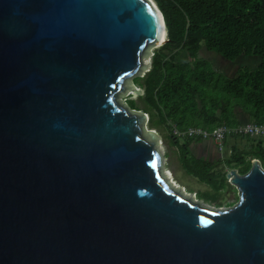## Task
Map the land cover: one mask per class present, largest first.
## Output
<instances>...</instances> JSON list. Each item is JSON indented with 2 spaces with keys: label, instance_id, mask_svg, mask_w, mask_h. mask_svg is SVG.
<instances>
[{
  "label": "water",
  "instance_id": "water-1",
  "mask_svg": "<svg viewBox=\"0 0 264 264\" xmlns=\"http://www.w3.org/2000/svg\"><path fill=\"white\" fill-rule=\"evenodd\" d=\"M167 41L154 0H0V264H264L261 161L212 209L122 103Z\"/></svg>",
  "mask_w": 264,
  "mask_h": 264
},
{
  "label": "trees",
  "instance_id": "trees-1",
  "mask_svg": "<svg viewBox=\"0 0 264 264\" xmlns=\"http://www.w3.org/2000/svg\"><path fill=\"white\" fill-rule=\"evenodd\" d=\"M154 2L164 16L168 41L154 50L151 68L134 79L144 95L138 100L129 99L128 106L148 114L150 128L165 132L171 145H177L179 139L174 127L181 131L189 127L212 131L247 123L264 126V0ZM202 43L207 51L230 62L248 56L257 57L260 63L234 77L216 72L208 61L192 66ZM246 137L228 136L225 145L232 138ZM185 140L181 168L215 192L236 195L226 172L220 169L221 163L189 157V143L194 139ZM234 150L228 165H234L240 174L251 169L248 157L264 160L263 141L250 150ZM203 195L215 208L225 204L222 198Z\"/></svg>",
  "mask_w": 264,
  "mask_h": 264
},
{
  "label": "rangeland",
  "instance_id": "rangeland-1",
  "mask_svg": "<svg viewBox=\"0 0 264 264\" xmlns=\"http://www.w3.org/2000/svg\"><path fill=\"white\" fill-rule=\"evenodd\" d=\"M153 53H154V50H152L150 52V54L148 55V57L144 60V62H146V64L152 58ZM201 61H208L212 65L213 69L216 72L221 73L227 77H234V76L238 75V73L240 71H245L246 69H248V70L255 69L258 67V65L260 63V60L257 57H248V56L242 57L236 62H230V61L224 59L223 57L219 56L218 54H216L214 52L207 51L204 43H202V49L198 55V58L195 59L194 62L192 63V66H194L195 64H198V62H201ZM149 67H151V66L147 65L143 69L141 76H143L150 69ZM131 84H133V83H131ZM121 99H122V103L127 105V101L129 99H137V97L131 96L128 92V93L122 95ZM147 128L151 129L149 123L147 124ZM192 128H198V127H189L188 129H186L184 131L189 132L190 129H192ZM175 129H178V128L174 127L173 130H175ZM152 130H154V129H152ZM154 131H156V133L159 136V142L158 143H159V148H160V153H161V158H162V163H163L164 174H165V177L169 179V180L168 179L167 180L170 183L172 182L173 185L176 186V188L178 190L187 194L188 196H190L191 198H193L197 202H199L203 205H206L208 207H211L212 209L226 210L228 208H231L233 205L237 204V202H238L237 194L236 195L233 193L228 194L227 192H224L223 190L220 192H215L212 189H210V186L200 182L199 179H196L195 177L190 176L181 168L179 161H180L181 154L183 152V146L186 143V140L184 137H178L179 138L178 144L177 145H171L170 141L166 137L165 132H159L157 130H154ZM184 131H182V132H184ZM248 139L254 143V147L258 146L260 141H263V147H264V134L263 135L254 134V135L249 136ZM204 141H206V140H204ZM212 142L210 140H207V143L212 144ZM230 142L231 141L227 142L228 144L225 145L223 151H221V154L218 150L219 148L217 147L216 148L217 149V156L215 153V155H209L208 157H206L203 154L198 152V148L202 144V141L190 142L189 143V149H188L189 157H193V158H197V159L202 158V159L209 160V161H217V157H219V159H221L220 158L221 156L223 158H225L228 155V152H229L228 150L230 149L228 147H229ZM248 159L250 160L251 158L248 157ZM261 165H262V167H264V160L263 159L261 161ZM233 167H234V165L229 166L228 168L237 169V168H233ZM220 168H221V166H220ZM229 170L230 169L226 170V173ZM204 193L210 194L212 196V198H222L221 201L224 202L225 204L219 208L213 207V203H211V201L207 200L204 197V195H203ZM228 202L231 205H226Z\"/></svg>",
  "mask_w": 264,
  "mask_h": 264
},
{
  "label": "built area",
  "instance_id": "built-area-1",
  "mask_svg": "<svg viewBox=\"0 0 264 264\" xmlns=\"http://www.w3.org/2000/svg\"><path fill=\"white\" fill-rule=\"evenodd\" d=\"M263 135L264 126L255 125L253 123L242 124L235 128L220 127L212 131L204 130L202 128H192L189 132H182L178 129L174 130V135L177 137H191L193 139L207 140L211 139L219 146V150L223 151L225 147V140L228 136H251V135Z\"/></svg>",
  "mask_w": 264,
  "mask_h": 264
},
{
  "label": "crops",
  "instance_id": "crops-1",
  "mask_svg": "<svg viewBox=\"0 0 264 264\" xmlns=\"http://www.w3.org/2000/svg\"><path fill=\"white\" fill-rule=\"evenodd\" d=\"M198 140H200V139H194V141H198ZM207 140H210V139H207ZM207 140L206 141L200 140V141H202V144L199 146L198 152L203 154L206 157H208L209 155H215V153H216V156H217V149L216 148L219 147V146L213 140H210L211 142L213 141L212 144L211 143H207ZM229 141H231L230 144H229V147H228L230 149L228 150L229 151L228 155L225 158H223L221 156L220 157L221 159H219V157H217V161H209V160H205V159H202V158L200 160L209 161V162H220V163L222 162L220 169H223L226 172V170L232 169V168H228L229 167L228 166V159H230L232 157V155L234 154V151H235L234 147H238V149L250 150L254 146V143L252 141H250L248 139V137H246L244 139L232 138V139L228 140V142ZM226 144H228V143H226ZM219 152L221 154L220 150H219ZM250 158H251L250 160H252V157H250Z\"/></svg>",
  "mask_w": 264,
  "mask_h": 264
},
{
  "label": "bare ground",
  "instance_id": "bare-ground-1",
  "mask_svg": "<svg viewBox=\"0 0 264 264\" xmlns=\"http://www.w3.org/2000/svg\"><path fill=\"white\" fill-rule=\"evenodd\" d=\"M158 13H159V12H158ZM159 16H160V15H159ZM160 18H161V16H160ZM161 22H162V36H163V35L165 36V31H164V26H163L164 24H163V20H162V18H161ZM148 132H149V131H148ZM167 179H168V178H167ZM168 180H169V179H168ZM171 184H172L173 187L176 188V186H174L172 182H171Z\"/></svg>",
  "mask_w": 264,
  "mask_h": 264
},
{
  "label": "clouds",
  "instance_id": "clouds-1",
  "mask_svg": "<svg viewBox=\"0 0 264 264\" xmlns=\"http://www.w3.org/2000/svg\"><path fill=\"white\" fill-rule=\"evenodd\" d=\"M231 170V169H230Z\"/></svg>",
  "mask_w": 264,
  "mask_h": 264
}]
</instances>
